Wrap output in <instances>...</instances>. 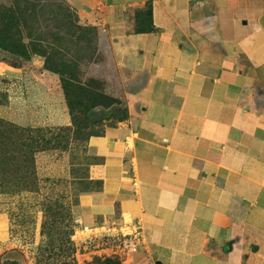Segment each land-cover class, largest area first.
I'll list each match as a JSON object with an SVG mask.
<instances>
[{"label":"crops","instance_id":"0c3cea01","mask_svg":"<svg viewBox=\"0 0 264 264\" xmlns=\"http://www.w3.org/2000/svg\"><path fill=\"white\" fill-rule=\"evenodd\" d=\"M66 1L127 73L129 116L90 137L101 187L78 216L141 219L127 264H264V0ZM148 5L156 29L137 33ZM246 8L256 34L229 41ZM8 243L0 213V261Z\"/></svg>","mask_w":264,"mask_h":264},{"label":"rangeland","instance_id":"374dc122","mask_svg":"<svg viewBox=\"0 0 264 264\" xmlns=\"http://www.w3.org/2000/svg\"><path fill=\"white\" fill-rule=\"evenodd\" d=\"M20 6L27 10L26 34L54 43L55 54L47 46L50 63L72 72L65 75L72 89L83 86L95 98L103 93L107 103H117L73 109L60 74L46 66L45 57L0 50V213L9 234L0 264H127L128 253L112 240L72 239L81 195L101 187L90 174L99 160L88 142L127 114V73L116 65L97 28L85 24L66 0H27ZM248 10L237 12L235 24L226 17L227 24L232 22L226 39L256 34Z\"/></svg>","mask_w":264,"mask_h":264},{"label":"trees","instance_id":"16d2710c","mask_svg":"<svg viewBox=\"0 0 264 264\" xmlns=\"http://www.w3.org/2000/svg\"><path fill=\"white\" fill-rule=\"evenodd\" d=\"M27 0H9L10 5L3 3L4 1L0 0V50L6 51L12 54H18L22 56H27L30 54H38L46 58V66L50 67L52 71L60 74L61 81L63 84V89L66 95L69 98V105L71 108L76 109V107H82L86 111L88 109H94L99 106L110 107L115 105L117 102L110 100V102H106L104 99L108 97L103 93L99 94L98 97H94L92 92L93 90H89L83 86H79L78 90L74 91L71 85V79L65 77V75H72L71 71H68L65 68H55L52 67L53 64L50 63V57H48V49L50 55L55 54V51L52 48L54 43H48L47 40H43L39 38H33L32 34H26L25 29L27 27L26 21V7H21L20 2ZM41 2H45V0H35ZM42 4H37V7H40ZM74 10L73 8H71ZM153 9L152 5H148L145 9L139 10L136 12V32L137 33H148L154 31L156 28L153 22ZM25 38H28V42L25 41ZM43 43H46L43 45ZM53 56V55H52ZM100 98V99H99ZM110 99V98H108ZM126 115L121 120V122L125 121L129 114L128 109L125 108ZM102 135V134H100Z\"/></svg>","mask_w":264,"mask_h":264},{"label":"built area","instance_id":"2783aa9c","mask_svg":"<svg viewBox=\"0 0 264 264\" xmlns=\"http://www.w3.org/2000/svg\"><path fill=\"white\" fill-rule=\"evenodd\" d=\"M138 180L134 178L133 186L138 188ZM72 239L85 244L98 240L109 239L119 244V251L128 255L134 247L141 245L143 241L141 219L125 214L120 221H103L88 225L81 216L74 219Z\"/></svg>","mask_w":264,"mask_h":264},{"label":"water","instance_id":"95a60500","mask_svg":"<svg viewBox=\"0 0 264 264\" xmlns=\"http://www.w3.org/2000/svg\"><path fill=\"white\" fill-rule=\"evenodd\" d=\"M244 23H246V22H244ZM157 264H161V262H157Z\"/></svg>","mask_w":264,"mask_h":264}]
</instances>
